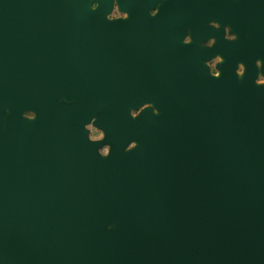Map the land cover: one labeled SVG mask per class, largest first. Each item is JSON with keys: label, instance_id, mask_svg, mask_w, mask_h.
I'll return each instance as SVG.
<instances>
[{"label": "water", "instance_id": "1", "mask_svg": "<svg viewBox=\"0 0 264 264\" xmlns=\"http://www.w3.org/2000/svg\"><path fill=\"white\" fill-rule=\"evenodd\" d=\"M113 1L0 0V264H264V0Z\"/></svg>", "mask_w": 264, "mask_h": 264}, {"label": "flooded vegetation", "instance_id": "2", "mask_svg": "<svg viewBox=\"0 0 264 264\" xmlns=\"http://www.w3.org/2000/svg\"><path fill=\"white\" fill-rule=\"evenodd\" d=\"M161 0H159L160 2ZM158 2V4H159ZM95 5V3H93V6ZM156 11V9L152 10L151 13H154ZM114 13L115 15L113 17H110L109 15V18H124L126 16V13L125 12H121L118 7H117V3H116V0L113 1V6H112V11L110 14ZM206 26H212L214 27L216 30H218L219 28H222L223 29V38L226 39V40H229V41H234L236 38H237V35L233 32V30L228 26V25H224V26H220L215 20H210L208 21L206 24ZM215 38H216V35L214 36H208L205 40H197V41H194L195 43L199 44L200 46H203V47H212L214 42H215ZM183 40L185 42H193V40L191 39V37L189 36V29L186 28V35L185 37L183 38ZM219 62V56L216 55V57L210 59L207 61V65L209 67V71L211 73H216V69H215V63ZM240 70H241V67H240ZM259 79V78H258ZM140 109H136V110H133L132 111V114H136L138 113ZM29 114H32V112H26L24 113V115H29ZM95 128L92 124H89L87 125V128L89 129V138L94 140V139H100L102 137V132L98 129V131H100L101 135L99 137H92L91 135V127ZM107 146H103L99 149V152H101L102 154H105L107 153Z\"/></svg>", "mask_w": 264, "mask_h": 264}, {"label": "rangeland", "instance_id": "3", "mask_svg": "<svg viewBox=\"0 0 264 264\" xmlns=\"http://www.w3.org/2000/svg\"><path fill=\"white\" fill-rule=\"evenodd\" d=\"M114 15L115 14L112 13V14H110V17H113ZM258 81L259 82H264V77H259ZM33 115L32 114H29V115H26V116L32 117ZM89 127H91V126H89ZM91 135H92V137H95L96 138V137H99L101 135V133H100V131H98L95 128L91 127Z\"/></svg>", "mask_w": 264, "mask_h": 264}]
</instances>
